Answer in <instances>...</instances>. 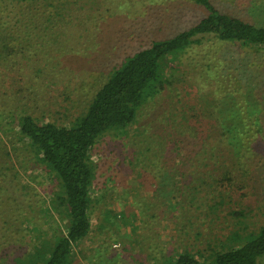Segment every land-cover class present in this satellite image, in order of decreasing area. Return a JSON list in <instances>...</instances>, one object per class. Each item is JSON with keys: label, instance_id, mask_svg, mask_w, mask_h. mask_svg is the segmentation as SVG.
<instances>
[{"label": "rangeland", "instance_id": "1", "mask_svg": "<svg viewBox=\"0 0 264 264\" xmlns=\"http://www.w3.org/2000/svg\"><path fill=\"white\" fill-rule=\"evenodd\" d=\"M77 1L80 5L72 3L67 7L71 9L68 11L63 1L57 7L56 0H27L22 3L0 0V81L4 80L5 86L11 85L18 91V99L16 95L15 98L28 113L41 121L58 125H69L84 112L96 90L125 57L150 46L154 41L170 38V35L189 27L206 13L204 8L191 0ZM215 3L245 20L264 25V9H249L250 0H215ZM57 11L60 16L56 14ZM51 12L54 14L51 15ZM7 19L16 20L17 24L7 27L4 24ZM48 19L52 20L50 27L44 23H49ZM25 22L30 25L25 26ZM211 44L210 40H205L185 55L166 59L163 70L171 83L164 85L163 91L144 99L135 120L127 127L126 134L117 137L116 132L106 133L92 149L91 160L95 167L91 192L92 233L74 246L72 264L97 263L95 249L101 251V242L117 223L119 217L115 218V213H121L124 208L129 211L131 217L127 225L121 228L126 229L125 232L131 234L129 229L139 224V215L133 204L142 206L141 201L145 202V179L150 181L153 173L164 170L159 178L165 172L169 174L168 171L176 170L178 173L181 167L179 156L172 159L165 153L164 146L154 148L157 138L146 144L145 136L149 133L153 138L157 137L152 133L158 130L164 138L171 137L173 131H184L185 127L180 126L182 124L195 125L199 131L197 139L201 136L210 138L205 141L212 147V151L217 149L219 154L212 158L221 162L225 160L227 147L230 148L225 137H222L225 125L237 129L239 122V127H252L257 134L252 140V146L249 143L250 152L243 146L239 148V154L246 158L243 163L234 156L233 161H229L232 170L229 183L224 178L225 172H221V175L213 177L209 182H202V196L200 200L193 201L195 205L189 200L187 204L182 202L177 206V211L169 215L172 216V222L164 220L163 214L168 215L167 212L161 213L158 226L161 239L167 241L175 235L177 241L187 245L191 251H203L207 256L223 244H233L229 237L235 231L247 233L264 223V55L251 58L238 46H231L228 52L231 57L220 64L212 60L213 56L209 59L198 54L200 48H209ZM207 62L212 63L211 70L206 67ZM213 63L219 65L215 72ZM233 76L239 83L232 79ZM234 86L241 88L236 93L238 100L233 99L228 90V87L235 89ZM0 96H3L2 91ZM201 101L209 105L206 107ZM210 105L222 122L218 123L216 118L210 121L203 114L199 115L201 111L207 115L205 109ZM236 109L240 117L235 114ZM2 136L0 133V138ZM12 144L15 146L12 149L15 157L10 152L8 160L20 167L18 172L21 181L30 192L31 206L22 216H29L33 226L39 229L36 232L40 233L35 235L27 232L26 223L21 226L25 229L22 233H15V227L10 226L8 232H14L12 238L15 244L14 241L7 242L0 235V264H17L18 258H26L33 251L32 245L39 243V237H42L40 234L47 232L43 235L51 237L56 226L52 224L53 220L58 222L61 229L65 223V219L61 220L49 204L52 190L57 189L54 176L44 164L34 160L29 148H17L20 144L16 140ZM15 171L8 172L10 181L7 184L11 181L14 183ZM145 171L148 172L146 175ZM218 180L219 183L223 181L228 189L234 188L237 194L234 196L236 204L221 205L220 210L216 211L208 206L212 203V196L207 200L205 197L211 195L207 193L208 189L219 187L216 183ZM104 195H107L105 199ZM101 196L102 201L97 203ZM117 196L119 198L115 200ZM7 201L0 209V215L6 217L5 222L10 220L12 224L18 225L17 219L14 222L7 217ZM182 207L188 210L192 207L195 213L188 214ZM47 208L51 209L48 216L44 212ZM10 209L15 211L18 208L10 206ZM104 209H109L111 220L99 221L103 229L107 230L100 234L97 219ZM236 211H243L244 215L235 214ZM4 225L9 226L6 223ZM142 232L145 234V223ZM136 234L132 232L131 237L140 239L145 249V236L138 238ZM116 237L117 241L121 238L120 234L113 231L110 238L116 240ZM112 247L121 250L122 244L116 242ZM101 252L104 253V250ZM124 254L128 260L139 257L140 264L145 263V255L131 254L130 247L124 250ZM89 258L94 259L89 263ZM150 259L145 264H151ZM260 263L264 264V255Z\"/></svg>", "mask_w": 264, "mask_h": 264}, {"label": "trees", "instance_id": "2", "mask_svg": "<svg viewBox=\"0 0 264 264\" xmlns=\"http://www.w3.org/2000/svg\"><path fill=\"white\" fill-rule=\"evenodd\" d=\"M14 1L22 3L27 0ZM62 1L66 4L65 9L68 11L71 9L67 7L72 3L73 5L77 3L80 5L77 0H56L57 7L61 6ZM191 1L205 9L204 16L189 27L172 34V36L170 35V38L154 41L150 46L125 57L96 90L84 112L69 125L41 121L31 115L27 109L19 105L18 91L14 90L11 85L5 86L4 80L0 81V93L2 91L3 95L0 96V133L3 135L0 138V209L5 204V200H8L9 206L5 212L9 216H6L11 221L15 222L17 219L18 222V225L12 224L10 220L5 222L6 217L0 215V235L11 243L14 241L12 238L14 232L9 233V227H15V233L17 231L22 233L25 230L21 227L24 223L27 224L29 230H26L27 232H33L35 235L40 233L36 232L39 229L33 226V220L29 216L25 218L22 216L23 212L25 213L28 208L30 209L31 200L28 186L21 181L22 178L18 172L20 167L8 160L10 152L15 157V152L12 151L15 147L12 142L15 140L20 144L17 148H29L33 153L34 160L44 164L48 172L54 176L57 184L54 186L57 189L52 190L49 204L60 219H65L62 229L58 222L53 220L52 224L56 226L51 237L43 235L47 232L40 234L42 237H39V243L32 245L33 251H30L26 258H18L17 264H72L74 246L92 233L93 199L91 192L95 176V167L91 160L92 149L106 133L116 132L115 136L117 137L126 134L127 127L135 120L137 110L144 99L149 95L163 91L164 85L171 83L170 78L167 79L168 77L165 76L163 70L166 59H174L180 54L185 55L191 49L202 45L205 40H210L212 44L209 48H200L198 54L209 59L213 56L212 60L216 63L217 61L220 64L224 63L225 59L231 57L228 53L231 46H238L242 51H246V55L251 58L258 57L259 54L264 55V25L255 24L229 12L224 7L218 6L215 0ZM251 8L264 9V0H250L249 9ZM53 14L51 12V15ZM56 14L60 16L59 11ZM51 21L49 20V23L44 22L45 26L50 27ZM25 23H27L25 26L30 25L28 22ZM4 24L7 27L14 26L17 21L7 19ZM192 62L193 60L190 61V63ZM216 63H213L215 64L213 65V72L219 66ZM211 66L212 63H206L209 70H211ZM232 79L239 83L235 76ZM234 87L235 89L228 87V90L231 92L232 98L237 99L236 93L241 88L240 86ZM202 104H205L206 107L209 105L207 102H202ZM211 105L205 109L207 115L205 111H201L202 113L199 115L203 114L210 121L216 118L218 123L222 122L223 120L216 117L215 109V113L212 111ZM19 108L20 110H18ZM235 111L233 113L240 117L239 111L237 109ZM166 122L168 123L170 120H166ZM239 124L237 122V129L230 125L224 126L222 137H225L230 148L227 147L223 162L212 158L219 155L218 150L212 151V147L206 142L210 138L201 136L200 139H197L198 128L190 123L189 125H180L185 127L184 131L176 133L173 131L171 137L166 136L164 138V135L158 130L152 133L157 136L154 138L147 133L145 143L150 144L157 138L154 148L159 149L158 145L164 146L165 153L172 159L179 156L181 167L179 166L178 173L176 170L168 171L169 174L165 172L159 178L160 174L166 171L164 170L153 173L150 181L145 179V202L141 201L142 206L138 203L133 204L137 210V215H139V224L134 225L129 230L131 234L132 232L137 233L138 238L145 236V249L144 243L140 239L131 237L129 232H125L126 229H121L127 225L128 219L131 217L128 214L129 211L124 208L125 210L121 213L114 214V217H119V219L110 228L107 238L100 244V249L101 251L104 250V253L95 249L96 262L98 264H140L141 261L138 259L141 258L133 257L129 261L127 255L124 254V250H128L130 247L131 254L132 252L138 255L141 253L143 256L145 255V263L151 258L149 261L151 264H261L260 260L264 255V223L256 230L247 233L235 231L229 237L233 244L230 246L223 244L221 248L215 249L207 256L204 255L203 251H191L187 245L179 243L175 235L172 239L163 241L158 231L161 213L167 212L168 215L163 214V218L165 221L172 222L170 218L172 216L169 215L173 211H177L179 204L182 202L187 204L189 200L194 204L193 201L200 200L202 182H209L213 177L221 175V172H225L224 178L228 183L230 182L232 170L229 168V161H233L235 157L239 159L240 163H243L246 158L239 154V148L243 146L250 152L252 140L257 134L252 127H239ZM149 131L151 132V130ZM4 136L7 137L6 140L3 139ZM162 140H165V143H162ZM200 140L204 141L199 143ZM9 143L11 149L8 148ZM150 169L153 168L150 167ZM13 170H16L13 173L14 183L11 181L7 184L10 181L8 172ZM147 173L145 171V175ZM21 174L23 175V173ZM17 179H19L18 182H15ZM197 180L199 183H196ZM216 183L218 188L207 190V193L211 195L206 196V200L212 196V203L208 206L219 211L221 205L229 204L232 206L236 204L234 196L237 191L234 188L231 190L225 187L223 181L219 183L218 180ZM3 196L7 198L4 200ZM106 197L107 195H104V199ZM227 197L229 198L228 202L226 201ZM118 198V196L115 197V200ZM100 201H102V196L98 197L97 203ZM11 202L15 203L12 204ZM10 206H17L18 209L11 211ZM182 208L188 214L195 213V210L191 209L192 207H189V210L187 207ZM50 210V208L44 209L47 216ZM234 213L242 215L244 212L236 211ZM101 219L110 222L109 209L102 210L97 219L98 232L103 234L107 230H104L103 224L99 222ZM5 223L9 226L5 227L4 225L3 227ZM144 223L145 234L142 232ZM104 224L108 226L106 223ZM113 231L120 234V240L117 241V237L116 240L110 238ZM176 231L180 232L179 229ZM114 241L122 244L121 250L112 247V244H116ZM93 259L89 258L88 262L90 263Z\"/></svg>", "mask_w": 264, "mask_h": 264}]
</instances>
